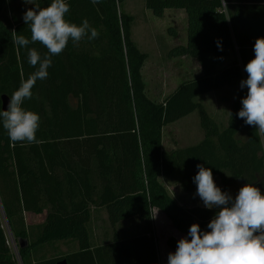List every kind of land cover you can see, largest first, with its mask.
I'll return each instance as SVG.
<instances>
[{
  "label": "trees",
  "instance_id": "16d2710c",
  "mask_svg": "<svg viewBox=\"0 0 264 264\" xmlns=\"http://www.w3.org/2000/svg\"><path fill=\"white\" fill-rule=\"evenodd\" d=\"M125 1L101 0L94 6L90 0H67L66 19L77 25L87 19L98 38L69 41L52 57L47 79L37 80L32 98L24 102L25 109L40 116L39 143H12L0 124V210L14 240H28L26 247H18L24 264L61 259L67 264H160L154 208L182 237L193 223L210 231L207 224L218 211L179 205L160 180L192 192L197 164L220 177L222 191L240 181L264 194V136L237 116L247 87H239L224 127L198 101L247 78L244 66L254 58L255 39L264 37V0H145L158 17L166 8L184 9L186 43L169 55L187 56L199 67L162 101L146 94L141 69L147 53L133 40V17L122 9ZM33 2L44 8L51 0ZM25 8L18 0H0V110L1 95L10 98L35 71L28 49L13 42L16 35L30 38L22 19ZM33 47L46 52L38 43L28 45ZM193 112L202 139L164 149L163 129ZM96 207L105 209L112 230L111 239L100 244H93L88 228ZM24 213L44 214L38 235L27 229ZM125 221L133 223L129 233L118 230ZM63 239L76 240L78 250L50 257L39 253ZM177 241L169 237L166 245L175 251ZM0 264H15L1 214Z\"/></svg>",
  "mask_w": 264,
  "mask_h": 264
},
{
  "label": "clouds",
  "instance_id": "9594fccd",
  "mask_svg": "<svg viewBox=\"0 0 264 264\" xmlns=\"http://www.w3.org/2000/svg\"><path fill=\"white\" fill-rule=\"evenodd\" d=\"M23 2L34 5L33 0ZM90 2L95 6L101 0ZM69 11L67 0H51L47 7L35 5L23 14L30 38L16 35L13 42L28 49V64L35 71L12 93L7 109L0 110V124L12 143L40 142L36 138L40 116L23 104L32 98L37 80L47 79L52 57L60 55L69 41L75 44L86 37L94 40L99 36L87 19L79 25L67 20ZM37 43L46 49L45 53L28 48ZM253 51L254 58L244 66L247 78L240 81L241 89L247 87V95L240 100L242 107L237 116L247 125L257 127L258 134L264 136V37L255 39ZM196 167L195 195L206 209L218 211L207 224L210 231H202L197 223L190 225L187 237H181L176 250L168 253L167 264H264V194L247 183L233 198L216 185L210 168L201 164Z\"/></svg>",
  "mask_w": 264,
  "mask_h": 264
},
{
  "label": "rangeland",
  "instance_id": "374dc122",
  "mask_svg": "<svg viewBox=\"0 0 264 264\" xmlns=\"http://www.w3.org/2000/svg\"><path fill=\"white\" fill-rule=\"evenodd\" d=\"M18 3L22 4L24 2L18 0ZM24 5L26 7L25 11L35 6L25 3ZM122 9L133 17V40L141 51L147 53V59L141 69L146 94L155 101H162L182 81L198 74L199 67L193 59L187 56L169 55V51L173 47L181 45L186 39L185 16L180 11L181 8H166L163 15L158 17L145 6V0H126ZM239 87L240 85L225 87L198 98V101L204 105L206 111L220 127L227 124L232 105L238 99ZM71 102L74 104L73 99H71ZM202 137L203 131L200 127L198 114L193 112L163 129L162 144L164 149L169 150L197 143ZM213 178L216 185L221 189L220 177L213 176ZM160 180L179 205L184 207L203 205L199 196L195 195L196 188L192 192L186 193L181 190L179 184L167 178H161ZM244 185L240 181L231 182L226 192L235 198L240 187ZM0 214L6 237L9 240L12 234H10V229L1 210ZM152 216V228L157 242L159 262L160 264H167L168 253L174 252V250L166 245V240L169 237L179 238L180 234L159 210L154 208ZM123 223L118 230L124 229L125 232L129 233L133 223L130 221ZM95 224L96 227L91 232L95 242L100 244L110 240L112 230L106 215H101V218Z\"/></svg>",
  "mask_w": 264,
  "mask_h": 264
},
{
  "label": "crops",
  "instance_id": "0c3cea01",
  "mask_svg": "<svg viewBox=\"0 0 264 264\" xmlns=\"http://www.w3.org/2000/svg\"><path fill=\"white\" fill-rule=\"evenodd\" d=\"M180 11L183 12L185 19H186V14H185L184 9H180ZM185 21H186L185 23H186V27H187V19ZM185 43H186V39L181 45H185ZM230 58L231 57L229 56V59ZM201 206H203V205H201ZM188 207H190V206H188ZM103 214L106 215V217H107V214H106V211L104 208H101V207L92 208L91 219H90V222L88 224V228L91 230V232H93L92 229H95V227H96L95 223L97 222V220H99V218H101V215H103ZM43 220H44V214L24 213V221L27 225V229H29L33 235H38L40 233V224L43 222ZM178 233L180 234V237L176 238V239L179 240L183 235L180 232H178ZM93 240H94V238L92 235L91 241L93 242V244H97L95 242V240L94 241ZM77 250H78V243L76 240L63 239V240H60V241H57V242H54V243L47 245L45 252H44L43 247L41 249H39L38 251L40 254L46 255L47 257H50L52 255L65 254V253H70V252H74Z\"/></svg>",
  "mask_w": 264,
  "mask_h": 264
},
{
  "label": "water",
  "instance_id": "95a60500",
  "mask_svg": "<svg viewBox=\"0 0 264 264\" xmlns=\"http://www.w3.org/2000/svg\"><path fill=\"white\" fill-rule=\"evenodd\" d=\"M9 97L6 94L1 95V110H6L9 102ZM17 244L19 248H24L28 245L26 238H17ZM55 264H67L65 259L58 260Z\"/></svg>",
  "mask_w": 264,
  "mask_h": 264
},
{
  "label": "built area",
  "instance_id": "2783aa9c",
  "mask_svg": "<svg viewBox=\"0 0 264 264\" xmlns=\"http://www.w3.org/2000/svg\"><path fill=\"white\" fill-rule=\"evenodd\" d=\"M7 243L13 252L15 264H24L18 253V245L12 236H10L9 240L7 239Z\"/></svg>",
  "mask_w": 264,
  "mask_h": 264
}]
</instances>
